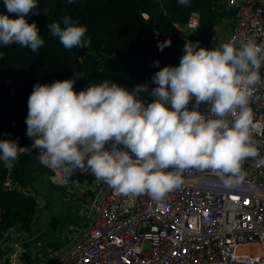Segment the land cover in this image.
<instances>
[{"label":"clouds","instance_id":"clouds-1","mask_svg":"<svg viewBox=\"0 0 264 264\" xmlns=\"http://www.w3.org/2000/svg\"><path fill=\"white\" fill-rule=\"evenodd\" d=\"M178 3L190 6L189 0ZM4 5L17 18L0 15V44H19L36 53L44 39L37 24L28 23L25 16L41 12L37 0H4ZM63 24L46 27L66 49L91 44L85 26L70 17ZM170 45L166 39L157 47L163 51ZM3 55L0 52V59ZM262 65L264 46L253 39L239 47L224 43L212 49L186 40L178 66L159 68V61L154 62L159 70L151 78L156 86L147 105L136 98L148 92L147 83L131 93L108 79L79 92L74 91V78L37 83L27 100L26 135L33 140L32 148L40 150L39 162L45 167L68 175L87 168L95 180L120 194L163 199L181 187L189 169H211L231 187L242 179L241 161L257 155L250 137L248 95L262 82ZM201 102L207 105L206 114L197 110ZM106 144L110 150H105ZM26 151L16 141L0 140V160L8 167Z\"/></svg>","mask_w":264,"mask_h":264},{"label":"built area","instance_id":"built-area-1","mask_svg":"<svg viewBox=\"0 0 264 264\" xmlns=\"http://www.w3.org/2000/svg\"><path fill=\"white\" fill-rule=\"evenodd\" d=\"M216 7L233 23L225 43L239 47L253 39L264 46V0H219ZM198 27L199 15L193 12L177 29L187 39ZM215 37L210 49L220 47ZM259 71L262 82L252 86L248 95L253 114L250 137L257 155L241 161L239 184L227 187L211 169H189L181 187L156 200L147 193L120 194L95 180L87 168L68 175L46 167L53 172L54 185L66 186L65 176L76 175L90 181L93 188L83 195L86 223L64 249L50 254L43 264H264V65ZM194 102L193 97L189 110ZM206 108L201 102L197 110L206 114ZM25 148L17 160L40 151L32 143ZM105 150H110L109 144ZM4 167L10 172L11 167ZM3 188L19 190L8 177ZM22 195L29 196L30 190H23Z\"/></svg>","mask_w":264,"mask_h":264},{"label":"trees","instance_id":"trees-1","mask_svg":"<svg viewBox=\"0 0 264 264\" xmlns=\"http://www.w3.org/2000/svg\"><path fill=\"white\" fill-rule=\"evenodd\" d=\"M218 1L189 0L190 6H185L178 0H74L71 4L68 0H37V10L41 12H30L25 19L37 24L44 39L43 47L33 53L19 44H0V52L4 54L0 59V140L16 141L18 147L23 148L30 145L25 123L27 100L37 83L51 84L74 78V91L79 92L92 83L108 79L130 93L135 86L147 83L148 92L136 94V98L147 105L152 100L151 90L156 86L151 82L152 76L159 68L179 65L186 40L198 42L199 48L210 49L217 27L229 19L216 7ZM44 9L48 11L45 13ZM193 12L199 15V27L183 39L177 27H183ZM0 15L17 18L7 11L4 0H0ZM65 17L87 28L85 39L91 38L88 47L66 49L50 34L47 24L57 22L63 28ZM166 39L171 40V45L163 51L158 50V43ZM155 61H159V68L154 66ZM4 165L0 160V244L12 241L10 231L28 237L36 232L38 210L42 206L37 198L43 195L42 184L62 191L61 186L51 183L53 172L39 162L37 151L17 160L13 181L19 190L15 192L3 188L9 174ZM25 189L30 190L29 196L22 195ZM66 195L64 189L58 199L63 201ZM75 215L76 225L81 228L83 223L77 213ZM52 228L61 231L70 228V223L54 219ZM47 239L45 234H40L31 242L45 258L43 263H47L50 254L69 244L68 238H62L59 243H46ZM21 259L25 264L39 263L29 251H25Z\"/></svg>","mask_w":264,"mask_h":264},{"label":"rangeland","instance_id":"rangeland-1","mask_svg":"<svg viewBox=\"0 0 264 264\" xmlns=\"http://www.w3.org/2000/svg\"><path fill=\"white\" fill-rule=\"evenodd\" d=\"M232 24V20L229 18L224 20V22L217 27L215 31L217 46H221L225 43L231 32ZM179 35L184 38V31L180 30ZM31 143H33V140H30V144ZM65 177L67 178V185L61 186L62 191L51 190L44 184L41 185V194L43 195L37 199L41 202L42 206L38 210L37 225L34 228L36 232L33 233L32 237H28L26 234H21L15 230L10 231L9 235L12 241L0 244V262L5 261L8 264H25L21 258L25 251H29L34 259L38 258V262L43 264L45 258H43L42 254H40L33 245H31V242H33L32 240H35L40 234H45L48 238L46 243H59L62 238H68L70 242L77 235L76 231L80 229V225H76L78 224V220L75 213H77V216L81 219L80 221H82L83 226L87 220L88 208L83 202L84 199H82V196L89 193V190L93 188V186L86 178L76 175ZM64 189L67 195L62 201L59 200L58 197L59 193L63 192ZM47 202H50L49 205H46ZM54 219L68 221L71 229L65 228L61 231L59 228L53 229L52 222ZM26 244H29L27 248H25ZM38 244H40V242Z\"/></svg>","mask_w":264,"mask_h":264},{"label":"water","instance_id":"water-1","mask_svg":"<svg viewBox=\"0 0 264 264\" xmlns=\"http://www.w3.org/2000/svg\"><path fill=\"white\" fill-rule=\"evenodd\" d=\"M156 31H158V27L157 26H156ZM17 166H18L17 163L13 164V166L11 167V170H10V172L8 174V179L13 180L15 171L17 169Z\"/></svg>","mask_w":264,"mask_h":264}]
</instances>
